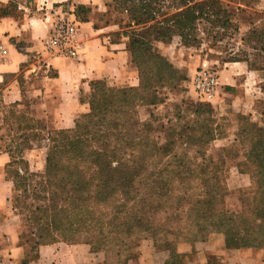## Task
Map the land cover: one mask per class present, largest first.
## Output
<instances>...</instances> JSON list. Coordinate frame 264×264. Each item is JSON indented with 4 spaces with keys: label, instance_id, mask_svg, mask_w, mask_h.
Returning a JSON list of instances; mask_svg holds the SVG:
<instances>
[{
    "label": "trees",
    "instance_id": "16d2710c",
    "mask_svg": "<svg viewBox=\"0 0 264 264\" xmlns=\"http://www.w3.org/2000/svg\"><path fill=\"white\" fill-rule=\"evenodd\" d=\"M221 1L114 0V10L129 21L124 35L139 84L112 91L105 80L91 82L86 100L82 97L89 112L71 129H58L36 113L33 123L23 127L25 114L19 110L27 101L4 106V121L14 118L19 131L40 132L32 138L48 141L45 171L33 188L35 204L27 221L35 246L91 237L93 252L116 249L122 264L137 257L147 240L173 251L166 264H189L176 246L205 243L215 234L224 235L228 249H264V128L241 118L247 124L241 134H251L254 141L239 168L251 176L257 204L235 213L227 210L218 163L208 156L216 140L213 109L186 108L177 118L189 119L184 125L153 114L144 121L139 112L166 104L158 90L176 89L180 82L179 71L154 45L178 36L184 48L197 47L204 24L225 32L233 20ZM71 14L78 19L75 9ZM251 36L264 38V33ZM241 62L249 63H229ZM18 164L11 156L7 175L13 192L29 197L31 178L37 175L26 162L15 169ZM209 264L221 263L211 258Z\"/></svg>",
    "mask_w": 264,
    "mask_h": 264
},
{
    "label": "crops",
    "instance_id": "0c3cea01",
    "mask_svg": "<svg viewBox=\"0 0 264 264\" xmlns=\"http://www.w3.org/2000/svg\"><path fill=\"white\" fill-rule=\"evenodd\" d=\"M71 1L0 0V39L9 49V56L0 60V99L6 106L28 98L38 101L39 118L52 120L58 129L73 128L76 118L87 111L89 106L82 97L90 92L91 82L105 80L111 85L132 87L139 84L125 47L110 43L104 31L89 24H82L80 30L84 44L80 60L45 52L44 42L53 21L68 15L65 4ZM238 3L243 9L264 15V0ZM261 17L260 23L264 20ZM246 66L240 64V69L247 68V77H254L257 73ZM10 162V154L0 149V264H122L116 249L93 252L91 237H82L75 244L41 246H35L33 236L24 238L21 220L10 202L14 188L6 170ZM175 251L188 257L189 264H209L211 258L221 264H264V249H228L221 234L205 243L178 244ZM172 253L147 240L127 264H166Z\"/></svg>",
    "mask_w": 264,
    "mask_h": 264
},
{
    "label": "rangeland",
    "instance_id": "374dc122",
    "mask_svg": "<svg viewBox=\"0 0 264 264\" xmlns=\"http://www.w3.org/2000/svg\"><path fill=\"white\" fill-rule=\"evenodd\" d=\"M238 2L239 0L221 1L232 13L233 26L225 32L208 24L200 26L202 43L197 47L184 48L178 36H175L169 44L154 45V50L179 71L180 82L176 83V89L158 90L160 97L166 98V104L139 109L142 120H148L150 114H153L162 118L164 122L168 119L176 122L179 112L186 108L193 109L197 105H206L213 109L212 119L216 128V140L212 143L208 156L213 157L218 163L227 210L235 213L257 204L254 182L245 168L241 170L239 168V165L246 162L251 143L253 144L254 141L251 134L245 136L241 134V129L247 125L241 118L247 117V123H257L264 128V117H262L264 116V38L258 36L249 38L253 33L257 35L264 33V20L260 23L261 16L264 15L243 9ZM70 3V7L65 11L71 16L75 9L78 19L72 16L80 24V30L82 24H89L96 30L104 31V36L110 43L122 45L129 54L130 39L124 35L129 30V21L126 15L114 10V0H72ZM233 59L249 61V63H229ZM240 64L244 67L248 65L250 72L257 74L248 78L247 68L241 70ZM132 65L137 71L135 65L133 63ZM231 65L234 67L233 70L230 68ZM205 67L217 73L219 79L218 92L212 101L203 100L193 88L194 77ZM108 87L112 91H117L132 86H116L108 82ZM89 93L83 98H87ZM26 101V107L19 110L25 114V119H21L20 122L23 127L32 124L35 118L31 117L33 113L37 114L38 101L29 98ZM4 106L5 104L0 102V149L19 162L15 169H23L25 166L23 163L26 162L30 171L37 175L31 178L32 188L29 197L14 192L11 196V206L16 208L14 211L21 220L25 236L30 237L31 230L27 221L30 209L35 204L33 188L39 186V176L45 171L48 141L46 136L44 139L32 138L40 132L19 131V121L14 118L9 117L8 121H4ZM88 112L89 107L83 114ZM190 118L193 119L194 116L190 115ZM42 120L49 119L43 117ZM188 120L181 119L177 122L184 125ZM43 124L46 125V122ZM46 134L43 132V135Z\"/></svg>",
    "mask_w": 264,
    "mask_h": 264
},
{
    "label": "built area",
    "instance_id": "2783aa9c",
    "mask_svg": "<svg viewBox=\"0 0 264 264\" xmlns=\"http://www.w3.org/2000/svg\"><path fill=\"white\" fill-rule=\"evenodd\" d=\"M45 52L53 57L80 60L84 44L80 39V24L75 18L61 15L52 23L50 36L44 42ZM9 56V49L0 39V60ZM217 73L203 68L193 79V88L205 101H212L218 92Z\"/></svg>",
    "mask_w": 264,
    "mask_h": 264
}]
</instances>
